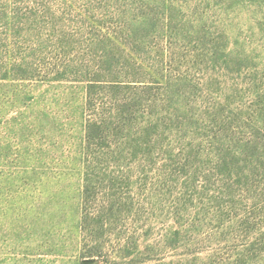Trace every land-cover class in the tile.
I'll use <instances>...</instances> for the list:
<instances>
[{
  "label": "rangeland",
  "instance_id": "374dc122",
  "mask_svg": "<svg viewBox=\"0 0 264 264\" xmlns=\"http://www.w3.org/2000/svg\"><path fill=\"white\" fill-rule=\"evenodd\" d=\"M0 264H264V0H0Z\"/></svg>",
  "mask_w": 264,
  "mask_h": 264
},
{
  "label": "trees",
  "instance_id": "16d2710c",
  "mask_svg": "<svg viewBox=\"0 0 264 264\" xmlns=\"http://www.w3.org/2000/svg\"><path fill=\"white\" fill-rule=\"evenodd\" d=\"M102 126H106V121H99V122H91V121H89V123H88V125H87V130L89 131V132H93L94 133V131H95V128L96 129H99V128H101ZM95 127V128H94ZM91 134L92 133H89V138H94V137H97V136H95L94 134H92L93 135V137H91Z\"/></svg>",
  "mask_w": 264,
  "mask_h": 264
}]
</instances>
